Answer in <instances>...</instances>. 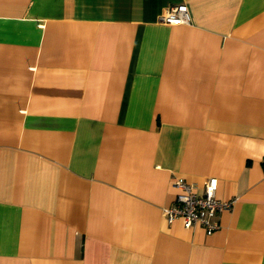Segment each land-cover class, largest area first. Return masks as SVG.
Wrapping results in <instances>:
<instances>
[{
	"label": "crops",
	"instance_id": "0c3cea01",
	"mask_svg": "<svg viewBox=\"0 0 264 264\" xmlns=\"http://www.w3.org/2000/svg\"><path fill=\"white\" fill-rule=\"evenodd\" d=\"M262 162L264 0H0V264H264Z\"/></svg>",
	"mask_w": 264,
	"mask_h": 264
},
{
	"label": "built area",
	"instance_id": "2783aa9c",
	"mask_svg": "<svg viewBox=\"0 0 264 264\" xmlns=\"http://www.w3.org/2000/svg\"><path fill=\"white\" fill-rule=\"evenodd\" d=\"M160 20L172 24H189L191 15L185 3L168 7ZM172 186L176 189V198L173 204L164 208V214L169 223L179 219L186 228L194 225L203 226L207 233H212L219 227L216 215L232 207L234 199L222 200L216 196L218 180L208 177L202 191H198L195 184L182 177L174 178Z\"/></svg>",
	"mask_w": 264,
	"mask_h": 264
},
{
	"label": "trees",
	"instance_id": "16d2710c",
	"mask_svg": "<svg viewBox=\"0 0 264 264\" xmlns=\"http://www.w3.org/2000/svg\"><path fill=\"white\" fill-rule=\"evenodd\" d=\"M262 166H264V162H262Z\"/></svg>",
	"mask_w": 264,
	"mask_h": 264
}]
</instances>
